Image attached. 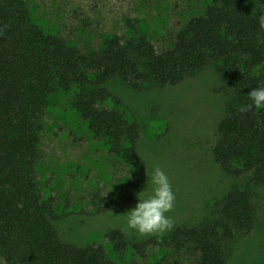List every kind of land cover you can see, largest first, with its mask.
<instances>
[{
  "label": "trees",
  "instance_id": "trees-1",
  "mask_svg": "<svg viewBox=\"0 0 264 264\" xmlns=\"http://www.w3.org/2000/svg\"><path fill=\"white\" fill-rule=\"evenodd\" d=\"M264 0H211L204 14L192 17L174 43L159 50L134 32L108 37L100 49L83 51L37 23L27 0H0V256L7 264H148L118 261L102 242L76 246L60 239L54 199L45 196L37 176L40 131L51 97L76 88L73 107L109 149L139 168L96 210L108 211L128 200L142 185L146 166L137 155L139 125L106 102L113 96L104 84L124 78L133 88L159 83L176 85L216 62L222 79L235 89L219 125L214 153L229 175L248 176L246 186L227 193L215 205L221 219L199 226H178L165 237L129 241L121 229L104 240L113 251L145 255L150 247L192 249L190 264H228L223 240L255 227V189L264 188V106L240 113L250 104L248 92L264 86V29L258 16ZM149 264H185L162 257ZM264 264V263H262Z\"/></svg>",
  "mask_w": 264,
  "mask_h": 264
},
{
  "label": "rangeland",
  "instance_id": "rangeland-1",
  "mask_svg": "<svg viewBox=\"0 0 264 264\" xmlns=\"http://www.w3.org/2000/svg\"><path fill=\"white\" fill-rule=\"evenodd\" d=\"M33 19L83 51L100 49L112 35L124 38L134 32L148 37L159 50L171 46L188 21L204 14L211 0H27ZM104 86L122 103L109 99L116 108L137 121V155L146 166L141 187L126 201L108 211H96L100 200L116 192L139 168L109 149L105 137L94 134L88 122L73 107L76 88L51 97L40 131V161L37 176L45 196L54 199L58 218L54 222L60 239L79 247L105 244L119 262L153 263L162 257H180L185 264L197 260L192 249L179 255L174 249L150 247L145 255H117L104 240L111 229H121L129 241L165 237L178 226H199L218 221L216 208L227 193L244 187L248 176L227 174L214 149L219 125L235 89L225 82L216 62L176 85L159 83L133 88L117 76ZM160 167L169 177L175 194L174 209L166 213L174 221L163 234L140 235L127 226V211L139 202L138 194H152L151 176ZM258 215L249 233L235 231L223 240L228 264L264 263V188L255 189ZM0 258H3L0 256ZM3 260H5L3 258ZM7 264V262H6Z\"/></svg>",
  "mask_w": 264,
  "mask_h": 264
},
{
  "label": "clouds",
  "instance_id": "clouds-1",
  "mask_svg": "<svg viewBox=\"0 0 264 264\" xmlns=\"http://www.w3.org/2000/svg\"><path fill=\"white\" fill-rule=\"evenodd\" d=\"M257 19L259 27L264 29V13H260ZM248 98L251 103L242 105L240 113L264 106V86L250 90ZM151 183L152 194L144 197L139 193V202L127 211L128 228L140 235L163 234L174 225L173 219L166 215L174 209L176 199L169 177L157 166L151 176ZM0 264H6V261L0 258Z\"/></svg>",
  "mask_w": 264,
  "mask_h": 264
}]
</instances>
